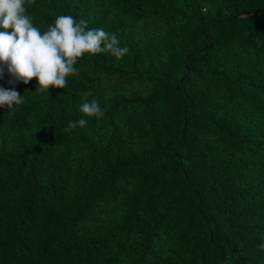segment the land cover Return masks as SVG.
I'll return each mask as SVG.
<instances>
[{"label": "trees", "instance_id": "1", "mask_svg": "<svg viewBox=\"0 0 264 264\" xmlns=\"http://www.w3.org/2000/svg\"><path fill=\"white\" fill-rule=\"evenodd\" d=\"M27 14L42 33L85 19L130 51L85 54L49 94L17 84L24 103L0 109V264H264V0ZM94 99L103 117L69 129Z\"/></svg>", "mask_w": 264, "mask_h": 264}, {"label": "clouds", "instance_id": "2", "mask_svg": "<svg viewBox=\"0 0 264 264\" xmlns=\"http://www.w3.org/2000/svg\"><path fill=\"white\" fill-rule=\"evenodd\" d=\"M32 0H0V80L8 75V88L0 87V109L14 113L24 103V97L16 90L17 84H29L36 80L35 91L41 94L50 89H64L66 77L78 75L74 67L88 55L107 53L121 60L129 53L127 46L120 47L115 33L104 28H89L85 19L71 15H58L43 33L32 23L27 7ZM86 95H90L86 94ZM80 112L85 114L78 121H70L68 128L84 127L87 118L100 119L104 110L98 100L84 102ZM264 251V243L259 245Z\"/></svg>", "mask_w": 264, "mask_h": 264}, {"label": "water", "instance_id": "3", "mask_svg": "<svg viewBox=\"0 0 264 264\" xmlns=\"http://www.w3.org/2000/svg\"><path fill=\"white\" fill-rule=\"evenodd\" d=\"M241 16V15H240ZM243 16V15H242Z\"/></svg>", "mask_w": 264, "mask_h": 264}]
</instances>
